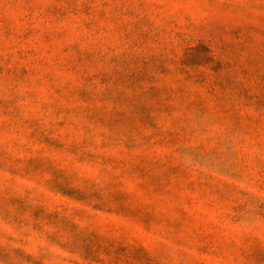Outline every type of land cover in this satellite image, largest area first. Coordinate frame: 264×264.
I'll list each match as a JSON object with an SVG mask.
<instances>
[{"label": "rangeland", "instance_id": "obj_1", "mask_svg": "<svg viewBox=\"0 0 264 264\" xmlns=\"http://www.w3.org/2000/svg\"><path fill=\"white\" fill-rule=\"evenodd\" d=\"M0 264H264V0H0Z\"/></svg>", "mask_w": 264, "mask_h": 264}]
</instances>
